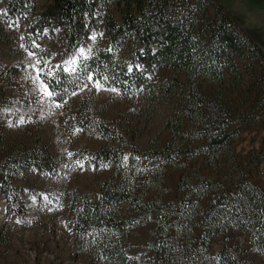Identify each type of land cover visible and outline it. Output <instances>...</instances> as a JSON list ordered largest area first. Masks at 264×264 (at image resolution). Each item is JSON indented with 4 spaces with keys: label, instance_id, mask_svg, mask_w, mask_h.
<instances>
[{
    "label": "trees",
    "instance_id": "obj_1",
    "mask_svg": "<svg viewBox=\"0 0 264 264\" xmlns=\"http://www.w3.org/2000/svg\"><path fill=\"white\" fill-rule=\"evenodd\" d=\"M2 1L1 19L8 12L29 18L22 44L40 59L38 77L57 103L95 80L151 103L157 98V71L171 70L185 79L173 75L163 89L179 95L176 110L165 122L170 132L165 145L142 152L131 148V168L121 174L116 170L123 157L120 148L103 146L94 153L97 162H111L116 169L101 182L96 201L80 199L71 222L74 241L81 240L99 264H252L227 247L214 255L209 252L219 232L239 229L264 256V188L252 180L249 167L264 158V137L258 152L242 154L233 147L241 130L264 127V53L218 0H45L41 7L31 0ZM208 6L214 9L211 17ZM98 20L103 21L102 44L95 43L71 69L43 66L51 53L34 44L37 36L58 34L65 54L97 28ZM6 72L16 71L0 68V75ZM67 121L122 141L113 125L94 116L87 98L67 114ZM132 153L160 159L173 169L179 168L177 157L200 156V161L184 164L173 196H166L161 173L139 180V158ZM3 158V214H20L21 189L12 186L9 176L31 169L51 174L52 159L39 143L13 146ZM121 202L129 203L137 215L120 217L116 206ZM136 218L154 221V237L142 252L152 254L143 259L128 255L141 249L127 241L130 223H140Z\"/></svg>",
    "mask_w": 264,
    "mask_h": 264
},
{
    "label": "rangeland",
    "instance_id": "obj_2",
    "mask_svg": "<svg viewBox=\"0 0 264 264\" xmlns=\"http://www.w3.org/2000/svg\"><path fill=\"white\" fill-rule=\"evenodd\" d=\"M218 1L264 53V0ZM31 3L41 7L45 0H31ZM2 9L3 1L0 0ZM207 9L211 17L214 9L210 6ZM110 11L118 20L117 10L111 8ZM28 20V17L14 18L9 12L4 19L0 18V68L12 67L16 71L0 75V162L13 146L33 147L39 143L51 157L53 169L51 174L31 169L9 176L12 186L21 189L18 206L23 211L5 216L6 203L0 195V264H99L81 240L74 241L71 231L80 199L85 196L96 201L101 182L112 177L116 169L111 162H97L94 153L103 146L120 148L123 157L116 170L121 174L131 168L127 166L131 148L142 152L165 145L170 140L165 122L176 110L179 95L172 90L164 93L163 89L173 75L181 81L185 79L181 73L171 70L157 71L154 84L157 98L151 103L141 96L121 95L97 80L90 86L82 85L64 103H57L42 91L46 85L38 77L40 59L22 44L21 36L27 30ZM103 33V21L98 20L97 28L83 36L81 43L65 54L58 34L44 33L36 37L34 44L51 53L43 66L53 68L61 64L71 69L95 43L102 44ZM84 98L90 102L94 116L109 126L113 125L122 141L101 137L67 121V114L74 113ZM263 137L264 127L245 128L236 136L233 147L242 154L258 152ZM188 143L184 142L183 146ZM132 154L139 158V154ZM199 161L200 156L192 160L177 157L179 168L173 169L160 159L142 157L137 161L136 173L140 181L144 177L151 178L152 173H161L164 194L173 196L176 179L184 164L196 165ZM249 167L252 180L264 188V158L257 167ZM116 208L119 216L126 219L137 215L129 203H118ZM139 222L130 223L127 241L141 246V249L130 251L128 255L143 259L152 254L151 251L142 252L154 237V221ZM222 247L229 248L252 264H264V256L252 247L248 234L239 229L219 232L212 240L209 252L214 255Z\"/></svg>",
    "mask_w": 264,
    "mask_h": 264
},
{
    "label": "snow or ice",
    "instance_id": "obj_3",
    "mask_svg": "<svg viewBox=\"0 0 264 264\" xmlns=\"http://www.w3.org/2000/svg\"><path fill=\"white\" fill-rule=\"evenodd\" d=\"M97 86L99 87V85H97ZM42 91H43V93H44L45 96H51L52 95V93L47 90L46 86H44L42 88Z\"/></svg>",
    "mask_w": 264,
    "mask_h": 264
}]
</instances>
